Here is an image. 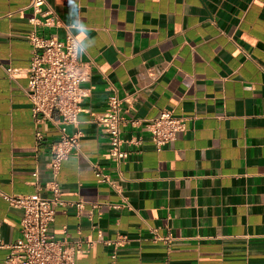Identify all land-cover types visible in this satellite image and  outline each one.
<instances>
[{
    "label": "crops",
    "instance_id": "obj_1",
    "mask_svg": "<svg viewBox=\"0 0 264 264\" xmlns=\"http://www.w3.org/2000/svg\"><path fill=\"white\" fill-rule=\"evenodd\" d=\"M29 4L0 0V264L22 215L3 194L48 195L59 138L49 122L36 138L25 90L31 32L74 34L89 71L69 127L83 134L80 152L58 175L63 197L84 210L58 207L51 227L82 242L77 264H264V0H47L57 26H34ZM113 95L133 98L137 119L174 110L187 130L160 149L125 126L129 156L118 167L97 121ZM121 236L127 242L115 245Z\"/></svg>",
    "mask_w": 264,
    "mask_h": 264
},
{
    "label": "built area",
    "instance_id": "obj_2",
    "mask_svg": "<svg viewBox=\"0 0 264 264\" xmlns=\"http://www.w3.org/2000/svg\"><path fill=\"white\" fill-rule=\"evenodd\" d=\"M29 7L32 10L30 22L34 26L60 24L59 15L48 6L47 0H30ZM28 38L33 52L27 68L29 80L25 90L32 102L36 138H42L39 125L48 122L58 128L59 138L52 147V157L47 163L51 179L46 182L45 188L49 194H3L12 206L22 210L21 237L7 245L9 252L4 264H77L76 255L83 251L82 242L71 240L67 236L57 238L51 227L58 207L74 206L80 212L84 210L83 200L68 201L63 197L58 175L64 160L72 153L80 152L79 142L83 134L80 131L70 132L69 127L79 122L83 100L81 84L89 77L88 66L82 62L80 42L71 32L64 38L40 36L31 32ZM17 72L16 68H7V73L12 78ZM133 103V98L123 99L113 95L106 110L97 117L103 131L109 136V152L113 163L118 167L129 156V152L123 148L125 140L122 132L125 126L132 125L149 132L160 149L187 130L186 118L171 109H164L152 118H134ZM131 142L140 145L142 138H133ZM94 166L98 178L120 192L116 181L104 173L101 167ZM123 198L124 205L129 206L127 198ZM126 242V236H121L114 244L122 245ZM92 243L90 241L88 245L91 246Z\"/></svg>",
    "mask_w": 264,
    "mask_h": 264
},
{
    "label": "clouds",
    "instance_id": "obj_3",
    "mask_svg": "<svg viewBox=\"0 0 264 264\" xmlns=\"http://www.w3.org/2000/svg\"><path fill=\"white\" fill-rule=\"evenodd\" d=\"M76 11H77V9H76Z\"/></svg>",
    "mask_w": 264,
    "mask_h": 264
}]
</instances>
